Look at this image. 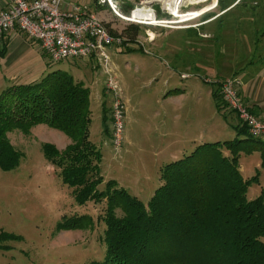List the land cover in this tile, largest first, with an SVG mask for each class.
<instances>
[{"label": "rangeland", "instance_id": "1", "mask_svg": "<svg viewBox=\"0 0 264 264\" xmlns=\"http://www.w3.org/2000/svg\"><path fill=\"white\" fill-rule=\"evenodd\" d=\"M148 1L113 0L115 10L95 2L101 12L90 9L113 36L123 38L108 49L105 68L118 81L125 102L117 149L112 144V94L104 86L106 75L94 57L51 62L38 46L37 55L28 50L9 69L0 68V76L17 77L11 80L14 84L30 83L62 69L86 85L91 99L89 137L102 154L103 182L98 188L114 179L144 204L161 183L166 163L189 154L199 143L237 136L236 113L223 103L218 108L213 97L219 79H237L241 100L247 108L254 105V112L248 110L264 121V0H183L180 13L212 6L184 21L159 0ZM142 7L151 12L136 16L134 10ZM132 11L136 17L130 20ZM151 20L156 21L146 22ZM31 75L37 78L29 81ZM8 137L23 155L16 168L0 169V231L15 235L2 242L6 247L0 248V264L101 260L106 248L105 199L78 204L59 168L42 149V143L48 142L62 151L71 139L45 124L27 133L9 131ZM239 169L244 178L257 176L246 196H258L264 187L260 152L241 150ZM72 216H84L88 223L81 228L60 225Z\"/></svg>", "mask_w": 264, "mask_h": 264}, {"label": "trees", "instance_id": "2", "mask_svg": "<svg viewBox=\"0 0 264 264\" xmlns=\"http://www.w3.org/2000/svg\"><path fill=\"white\" fill-rule=\"evenodd\" d=\"M213 95L218 108L225 104L219 90ZM90 100V89L62 69L0 92V169L16 168L23 155L8 132L27 133L45 124L72 141L62 151L48 142L42 149L76 202L106 201L104 257L80 264H264V187L258 196L247 198L257 176L244 178L239 169V152L253 149L260 152L264 167V138L251 135L238 118L234 139L199 143L166 163L161 183L144 204L114 179L98 188L103 182L102 154L89 137ZM82 217L65 218L60 225L84 227L88 222ZM14 237L1 230L0 248Z\"/></svg>", "mask_w": 264, "mask_h": 264}, {"label": "built area", "instance_id": "3", "mask_svg": "<svg viewBox=\"0 0 264 264\" xmlns=\"http://www.w3.org/2000/svg\"><path fill=\"white\" fill-rule=\"evenodd\" d=\"M95 2L107 4L112 9L116 7L113 0ZM13 29L36 41L52 62L82 57L96 59L106 75L104 86L112 94L113 148L120 147L125 102L118 81L105 68L109 61L108 49L120 44L123 38L113 36L105 22L86 6L79 3L68 5L67 0H11L6 9L0 10V36ZM237 82V79L227 77L219 81L222 100L246 124L251 135L264 138V121L255 117L243 103Z\"/></svg>", "mask_w": 264, "mask_h": 264}, {"label": "crops", "instance_id": "4", "mask_svg": "<svg viewBox=\"0 0 264 264\" xmlns=\"http://www.w3.org/2000/svg\"><path fill=\"white\" fill-rule=\"evenodd\" d=\"M10 2L11 0H0V10L6 9ZM67 3L68 5H70L71 3H79L86 6L89 11L90 9H95L97 12H101V8L96 5L94 0H67ZM37 48V42L28 38L26 34L18 29H13L3 34L2 36H0V51L2 52V54L0 55V68L3 67L4 69L5 67L6 69H9V67L12 66L11 64L19 60L21 56L28 50H35L34 52L37 55V53H40ZM34 75H31V77H29V81L37 78V76L34 77ZM12 78L13 80H16L17 77H9L5 73H1L0 91H2L5 87L15 83V81H11ZM252 106L254 105L251 104V107ZM252 108L255 109V106Z\"/></svg>", "mask_w": 264, "mask_h": 264}, {"label": "bare ground", "instance_id": "5", "mask_svg": "<svg viewBox=\"0 0 264 264\" xmlns=\"http://www.w3.org/2000/svg\"><path fill=\"white\" fill-rule=\"evenodd\" d=\"M149 1H151V0H149ZM159 1L162 2V5L164 8H166L174 16H179V20H182V21L194 18V17L198 16L199 14H201L202 12H205L206 10H208L212 7V6H207V7H203L199 10L192 11L189 13H180L178 11V7L183 2V0H159ZM134 11L137 14L136 16H140V15H143V13H142L143 11L149 13V12H151V9H145L144 7H142V8H138ZM134 11H132L131 17L128 19H130V20H133V18L135 19L136 16H135ZM155 21L156 20H151V21H146V22L154 23Z\"/></svg>", "mask_w": 264, "mask_h": 264}]
</instances>
